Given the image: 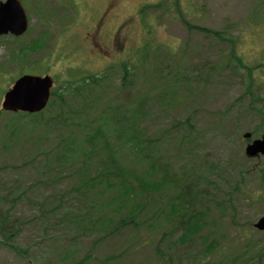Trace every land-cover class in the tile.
I'll return each instance as SVG.
<instances>
[{"label":"rangeland","instance_id":"374dc122","mask_svg":"<svg viewBox=\"0 0 264 264\" xmlns=\"http://www.w3.org/2000/svg\"><path fill=\"white\" fill-rule=\"evenodd\" d=\"M20 1L31 18L30 31L0 39V100L19 69L56 74L57 88L72 76L105 72L110 79L120 69L113 42L120 45L118 56L135 45L132 54L127 53L130 63L153 43L154 51L133 73L136 83L129 79L128 88L117 93L110 91L113 85H104L100 99L87 95L86 106L85 93V99L79 93L68 94L63 114L68 112L70 120L65 123L72 129L86 131L78 127L79 118L85 116V123L95 125L143 99L146 115L140 125L156 139L162 163L180 179L167 177L165 193L161 197L154 193L155 201L144 206L135 230L119 225L91 247L94 235L40 212L55 205L56 214L78 211L82 204L78 193L57 197L70 186L67 171L52 156L44 158V150L54 144L62 127L48 125L10 139L7 122L14 114L1 111L0 215L7 223L4 228L0 224V264H68L64 258L78 260L90 250L93 258L85 264H101L115 255L117 262L107 264H264V231L253 227L264 214V155L247 157L242 137L250 132L257 138L264 132V0H145L152 4L144 10L137 8L142 0H117L109 18L101 22L108 0ZM37 10L39 17L54 15L40 22ZM129 14L133 20L124 29L117 26ZM192 25L221 34H206ZM45 29L50 36L38 49L26 50V59L21 51L16 58L21 61H10V53L18 54L17 45H27ZM229 38L234 55L253 66L250 73L237 60L230 61ZM113 64V69L105 68ZM184 176L187 179L179 184ZM189 182L194 194L202 190L211 215L204 220H182L178 215L171 219L166 215L169 195ZM192 197L185 196L186 203L176 199L173 207L191 213ZM196 221L198 228L192 229ZM209 243L216 247L206 252Z\"/></svg>","mask_w":264,"mask_h":264},{"label":"trees","instance_id":"16d2710c","mask_svg":"<svg viewBox=\"0 0 264 264\" xmlns=\"http://www.w3.org/2000/svg\"><path fill=\"white\" fill-rule=\"evenodd\" d=\"M189 27L215 36L221 34L219 31L202 26L192 25ZM30 47L28 44L20 46L24 54ZM146 51L148 52L147 48L142 51V57L146 56ZM229 57L230 61L237 60L241 68L247 69L242 60L234 55L232 45ZM136 64L124 63L121 65V78L119 82L116 81V78H111L110 88L112 85L113 88L110 91L113 90L114 93H117L118 89H127L131 81L129 77L133 79V83H136L137 80H135L133 74L136 67H138ZM246 71L249 72L250 70L247 69ZM98 78L101 79V76L91 75L80 81H67L65 82L66 86L71 88L69 91L65 90L64 93L63 90L62 92L57 91V89L52 90L51 96L53 99L50 100V105L52 107L57 106L58 113L46 117L41 113L34 115L20 114L21 116H30L29 121L15 116L14 119L7 122L10 130L8 134L12 136L10 139L17 133L34 129L37 126L40 127L43 124L45 126L51 125L54 129L56 126L62 127V133L56 135L54 144L44 150L47 153L44 158L48 159L52 156L57 160L56 163L64 165L63 170L67 171L66 179L70 186L57 197H62L64 193H78L83 197L81 199L82 204L78 211L66 210L63 213L56 214L59 207L55 205L49 207L48 211L40 210V212L42 214L47 213L51 218H58L62 222L75 224V228L79 231L94 235L95 238L92 240L91 247L97 245L99 240H104L107 235L112 234L114 230L118 229L119 225H131L132 229L135 230L134 224L142 218L140 215L144 210V206L147 203L150 204V200L155 201L154 193L157 192L158 197L165 193L164 188L168 183L167 177L172 181H179L180 179L174 173H171L167 164L162 163L156 139L148 135L145 128L140 125L142 117L146 115L144 109L147 104L141 98L137 101L134 100L135 105L123 107L120 113L114 111L106 116L104 122L102 121L105 124L104 127L102 122L95 125L90 122L85 123V116L82 119L79 118L78 127L86 131L74 130L71 128V124L65 123L67 119L70 120L65 116L68 112L66 111L63 114V108L61 107L64 105L66 94L76 96L79 93L78 96L81 99L86 98L87 101L84 103L87 104L89 101L87 95L92 96L93 93L91 98L98 97L99 90L90 87L97 83ZM101 82L104 83L105 80ZM69 83H72V85ZM85 83H87V86ZM82 93L86 94L85 98H82ZM53 115H58V119L52 117ZM185 179H187L186 176L179 184ZM234 187L236 190L238 189V186L235 185ZM190 188L191 183L189 182V184H185V187H180L178 193L169 195L166 215L171 219L178 215L182 217V220L187 218L202 220L204 217L211 215V208L207 207L205 209L204 207L195 206L199 204L202 194L200 195L199 190L194 194ZM166 195L168 194L166 193ZM189 195L193 196L190 199V202H193L191 213L183 214L185 209H179L178 207L179 210H176L173 207L176 199H183L185 196L189 198ZM85 200L92 202L85 203ZM161 214L163 216V213ZM6 223L7 218L4 214H1L0 224L2 228L6 227ZM196 227L197 222L191 228L196 229ZM214 247L216 246L214 245ZM15 248L19 253L27 254L25 249ZM69 254L72 253L69 252ZM92 258V250H90L87 255L78 260L66 257L64 263L85 264L86 261L90 262ZM112 258H106L100 263L107 264L112 261ZM219 262L221 261L219 260Z\"/></svg>","mask_w":264,"mask_h":264},{"label":"water","instance_id":"95a60500","mask_svg":"<svg viewBox=\"0 0 264 264\" xmlns=\"http://www.w3.org/2000/svg\"><path fill=\"white\" fill-rule=\"evenodd\" d=\"M26 17L18 0L0 3V34L11 31L20 34L25 30ZM52 79L49 76L23 75L16 80L12 89L4 95L2 106L8 110L38 111L47 101ZM249 136L248 134L245 135ZM248 155L264 154V134L246 148ZM256 227L264 228V216Z\"/></svg>","mask_w":264,"mask_h":264}]
</instances>
